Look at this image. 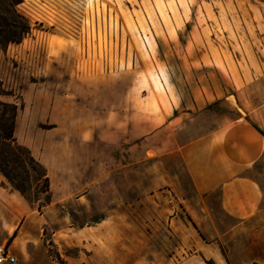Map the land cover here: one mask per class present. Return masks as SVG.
I'll return each mask as SVG.
<instances>
[{
  "label": "rangeland",
  "instance_id": "1",
  "mask_svg": "<svg viewBox=\"0 0 264 264\" xmlns=\"http://www.w3.org/2000/svg\"><path fill=\"white\" fill-rule=\"evenodd\" d=\"M18 8L31 30L0 44L8 91L0 99L17 103L20 115L46 116L44 129L101 111L123 88L149 115L168 96L211 93L176 134L178 144L244 115L238 106L264 104V0H21ZM224 87L237 95L231 102L218 98ZM254 117L264 129V110ZM153 144L96 140L93 160L85 150L78 180L65 184L67 198L52 202L51 189V203L33 207L43 224L20 262L174 264L206 244L229 264L262 257L257 220L230 215L218 192L199 194L180 154Z\"/></svg>",
  "mask_w": 264,
  "mask_h": 264
},
{
  "label": "crops",
  "instance_id": "2",
  "mask_svg": "<svg viewBox=\"0 0 264 264\" xmlns=\"http://www.w3.org/2000/svg\"><path fill=\"white\" fill-rule=\"evenodd\" d=\"M129 94L123 88L119 97L110 100L101 111H88L85 119L62 117L52 129L40 127L46 116L17 113L15 136L47 168L54 190L52 202L67 198L63 197L68 189L65 184L78 180L85 150L92 151L93 160L96 140L114 148L150 140L158 150H176L180 154L199 194L218 192L222 207L230 215L257 220L253 235L264 246V173L258 170V166L264 167V129L254 117L264 110V104L238 106L244 115L222 119L201 136L178 144L176 134L197 110L212 101L211 93H204L199 87L187 98L179 96L174 102L168 96L169 103H159L157 115L144 113L137 93ZM218 96L230 102L237 97L225 87ZM35 211L18 190L0 177V244H7L17 257V262L4 264H30L20 261L43 224ZM206 258L215 264H229L222 251L211 244L201 247L199 255L183 257L174 264H207ZM254 263L264 264V251L262 257L251 258L246 264Z\"/></svg>",
  "mask_w": 264,
  "mask_h": 264
},
{
  "label": "trees",
  "instance_id": "3",
  "mask_svg": "<svg viewBox=\"0 0 264 264\" xmlns=\"http://www.w3.org/2000/svg\"><path fill=\"white\" fill-rule=\"evenodd\" d=\"M20 2L0 0V44L20 42L31 30L29 20L18 8ZM4 94L8 91L0 77V95ZM18 108L17 103L0 99V173L32 207L42 210L52 201L50 177L47 168L15 136ZM36 202H39L37 206ZM206 262L215 264L213 260Z\"/></svg>",
  "mask_w": 264,
  "mask_h": 264
},
{
  "label": "built area",
  "instance_id": "4",
  "mask_svg": "<svg viewBox=\"0 0 264 264\" xmlns=\"http://www.w3.org/2000/svg\"><path fill=\"white\" fill-rule=\"evenodd\" d=\"M17 257L12 253L7 244H0V264L15 263Z\"/></svg>",
  "mask_w": 264,
  "mask_h": 264
}]
</instances>
